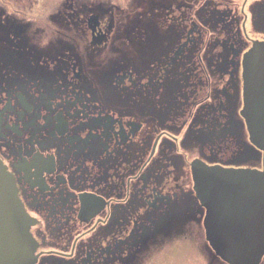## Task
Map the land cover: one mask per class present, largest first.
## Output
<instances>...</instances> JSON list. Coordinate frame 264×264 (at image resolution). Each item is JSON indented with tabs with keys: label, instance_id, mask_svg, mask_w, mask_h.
Returning <instances> with one entry per match:
<instances>
[{
	"label": "flooded vegetation",
	"instance_id": "1",
	"mask_svg": "<svg viewBox=\"0 0 264 264\" xmlns=\"http://www.w3.org/2000/svg\"><path fill=\"white\" fill-rule=\"evenodd\" d=\"M106 3L0 0V160L35 264H225L193 164L263 170L241 114L247 16Z\"/></svg>",
	"mask_w": 264,
	"mask_h": 264
},
{
	"label": "water",
	"instance_id": "2",
	"mask_svg": "<svg viewBox=\"0 0 264 264\" xmlns=\"http://www.w3.org/2000/svg\"><path fill=\"white\" fill-rule=\"evenodd\" d=\"M242 116L252 144L263 152V170L193 164L195 191L206 208V239L227 264H260L264 256V41H253L242 59ZM32 220L13 176L0 160V264H35Z\"/></svg>",
	"mask_w": 264,
	"mask_h": 264
},
{
	"label": "rangeland",
	"instance_id": "3",
	"mask_svg": "<svg viewBox=\"0 0 264 264\" xmlns=\"http://www.w3.org/2000/svg\"><path fill=\"white\" fill-rule=\"evenodd\" d=\"M69 1L70 0H32V2L36 3L37 5L40 3L41 5L42 3H50L48 6L46 5L45 7H50V5H52L50 7V11H52V9H56L57 10L56 12H59L58 11L59 8H62L61 10L64 12L65 7L61 5H64L65 3H68ZM77 1L79 2V5L81 4V7L83 8H84V6H82L83 3H87L88 7H91V5H96L100 3H106V2H107L106 4L108 5H120V7H123L127 13H131V14L136 13L135 12V10L137 9L136 3L139 1H141V12H143L144 9L146 8L145 3H144L146 2V0H77ZM132 1H133V5H131ZM186 1L188 2V4L192 5L195 9L201 7L202 2H206L207 4L210 2L213 4H216V7L221 12V17L223 18L230 17V15L227 12L228 10L230 9L233 10L234 8H237V10L240 11V8H242L243 14L247 16L246 18L247 25L246 27H244L245 35L247 36V38L249 37L251 39H256V41H260V40L264 41V22L260 21L262 17H260V19L256 18L257 17L256 7H259V5L264 2V0H186ZM10 12H15V10H12ZM222 33H223L222 34V46H224L223 44V39L225 37L224 31H222ZM227 51L229 52L228 49ZM181 237L186 238V237H189V235L182 234ZM169 258H170L169 261H171V257ZM221 261L227 264L222 259ZM161 262H158L157 264H160Z\"/></svg>",
	"mask_w": 264,
	"mask_h": 264
}]
</instances>
